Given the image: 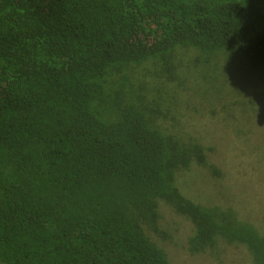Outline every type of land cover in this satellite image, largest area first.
I'll list each match as a JSON object with an SVG mask.
<instances>
[{"label": "trees", "instance_id": "1", "mask_svg": "<svg viewBox=\"0 0 264 264\" xmlns=\"http://www.w3.org/2000/svg\"><path fill=\"white\" fill-rule=\"evenodd\" d=\"M232 109L264 117V0H0V264H173L169 214L264 264L199 138Z\"/></svg>", "mask_w": 264, "mask_h": 264}, {"label": "rangeland", "instance_id": "2", "mask_svg": "<svg viewBox=\"0 0 264 264\" xmlns=\"http://www.w3.org/2000/svg\"><path fill=\"white\" fill-rule=\"evenodd\" d=\"M245 85L251 89V86L245 83ZM229 101L227 100V103ZM223 108V103L219 106ZM233 117L228 121L230 127L227 128L226 134L219 133L214 138H209L204 133H200L199 138L203 141L204 146L207 148L211 145H216V152L211 155L212 162L221 169L222 174L227 173L228 179L222 182L224 186V192L233 194L232 205L237 212L240 211L243 216L250 218L257 228H259L264 235V117H260L262 120H254L252 123L245 121L235 109L229 110ZM208 113L205 114V113ZM249 113V112H248ZM202 121L206 124L203 128L199 123L197 115L194 114L195 122L192 125L194 130H200V132L210 131L217 134L220 125L225 126V123L221 119L216 122L210 120L209 111L203 112ZM218 124V125H217ZM246 131L250 129V140L253 143H247L243 140H238L234 133L236 129H243ZM188 129V128H187ZM233 129V130H231ZM223 134V135H222ZM222 139V141H221ZM220 150L222 152H220ZM247 152V153H246ZM210 154V151H207ZM250 155L253 158L254 169L246 177H242L246 171L243 167H240L239 162H243ZM249 165L252 164L248 159ZM199 170L197 168V178L195 180L201 182L204 180L205 184H210V173L208 170L202 167ZM196 173H193L194 177ZM210 189H212L210 187ZM232 200V198H231ZM167 212V211H166ZM166 214V213H165ZM169 214V213H168ZM170 215V214H169ZM166 215L168 224H162L164 230L171 234V237L162 242V245L169 252L170 259L173 264H220L218 260L212 258L209 254L194 256L188 249V237L192 227L188 222L181 218H171L172 216ZM166 222V223H167ZM161 243V242H160ZM222 245L220 246V248ZM228 247V246H227ZM231 248V249H230ZM228 253L223 255V262L221 264H250L251 256L247 253L245 247L227 248ZM227 255V257H226Z\"/></svg>", "mask_w": 264, "mask_h": 264}]
</instances>
